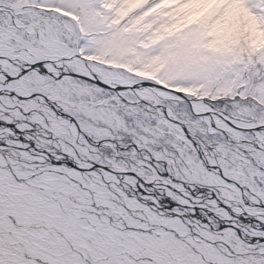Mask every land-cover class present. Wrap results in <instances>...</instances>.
<instances>
[{
	"label": "snow or ice",
	"instance_id": "snow-or-ice-1",
	"mask_svg": "<svg viewBox=\"0 0 264 264\" xmlns=\"http://www.w3.org/2000/svg\"><path fill=\"white\" fill-rule=\"evenodd\" d=\"M0 264H264V0H0Z\"/></svg>",
	"mask_w": 264,
	"mask_h": 264
}]
</instances>
